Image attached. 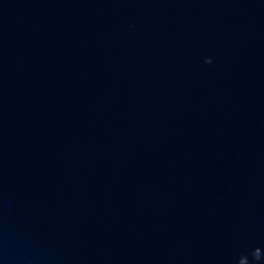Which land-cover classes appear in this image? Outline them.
Segmentation results:
<instances>
[{"label": "water", "instance_id": "1", "mask_svg": "<svg viewBox=\"0 0 264 264\" xmlns=\"http://www.w3.org/2000/svg\"><path fill=\"white\" fill-rule=\"evenodd\" d=\"M0 264H264V0H0Z\"/></svg>", "mask_w": 264, "mask_h": 264}]
</instances>
